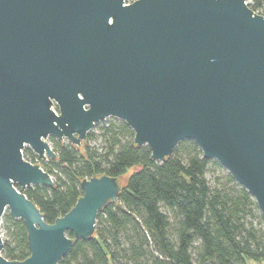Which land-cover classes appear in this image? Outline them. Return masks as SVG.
I'll list each match as a JSON object with an SVG mask.
<instances>
[{
    "label": "water",
    "instance_id": "water-1",
    "mask_svg": "<svg viewBox=\"0 0 264 264\" xmlns=\"http://www.w3.org/2000/svg\"><path fill=\"white\" fill-rule=\"evenodd\" d=\"M107 118L157 163L193 141L264 219V16L247 0H0V225L21 220L29 249L6 260L0 233V264H58L94 236L121 178L82 179L48 224L24 191L54 182L22 152L56 160L49 137L79 148Z\"/></svg>",
    "mask_w": 264,
    "mask_h": 264
},
{
    "label": "trees",
    "instance_id": "trees-1",
    "mask_svg": "<svg viewBox=\"0 0 264 264\" xmlns=\"http://www.w3.org/2000/svg\"><path fill=\"white\" fill-rule=\"evenodd\" d=\"M247 1L253 12L264 16V0ZM103 136L104 153L89 147L81 152L50 137L57 155L50 164L61 177L53 188L30 186L24 191L51 224L82 195V179L121 178L136 168L116 200L98 213L94 236L75 240L58 264L264 262V219L256 203L227 171L208 180L209 165L220 166L203 158L193 141H181L170 157L157 163L150 159L147 146L134 145V134L124 122L103 127ZM92 137L89 134L87 140ZM22 154L34 163L31 150L24 148ZM1 220L5 231L2 256L24 260L29 249L23 222L7 210Z\"/></svg>",
    "mask_w": 264,
    "mask_h": 264
},
{
    "label": "rangeland",
    "instance_id": "rangeland-1",
    "mask_svg": "<svg viewBox=\"0 0 264 264\" xmlns=\"http://www.w3.org/2000/svg\"><path fill=\"white\" fill-rule=\"evenodd\" d=\"M250 2V1H248ZM125 3H131L130 0H125ZM118 119L116 118H107L103 121H100L99 123L95 124L94 127L92 128V130L87 134V136L89 134H92L93 137L89 140H86L81 144V146L77 149H79L81 152L84 150L85 147H89V148H94L98 153H104L106 144H105V138L103 136V127L108 126L110 123H117ZM47 143L49 144V146L52 148L53 144L51 141V138L49 137L47 139ZM62 144H67L68 141L67 140H63L61 142ZM35 155V154H34ZM50 159H46V160H42L40 158H38L36 155L33 158V164H38L41 166V168L44 171H48L51 170L52 174L51 179L54 181H57L58 177H61L60 172L57 168H55L54 166H52L50 164ZM214 161V160H212ZM220 167L214 166V165H209L208 167V171L206 173V178L208 180H212L213 177L217 176V175H222L224 174V171H226L221 165H219ZM136 170V168H131L129 170H127L122 176H121V181L126 182V180L128 179L129 175L134 172ZM264 227V226H263ZM0 233H1V237H2V241L5 238V231L2 228V220H1V225H0ZM251 264H264V262H253L250 261Z\"/></svg>",
    "mask_w": 264,
    "mask_h": 264
},
{
    "label": "crops",
    "instance_id": "crops-1",
    "mask_svg": "<svg viewBox=\"0 0 264 264\" xmlns=\"http://www.w3.org/2000/svg\"><path fill=\"white\" fill-rule=\"evenodd\" d=\"M253 262H254V261H253ZM247 264H251V263H250V261H249V262H247Z\"/></svg>",
    "mask_w": 264,
    "mask_h": 264
}]
</instances>
